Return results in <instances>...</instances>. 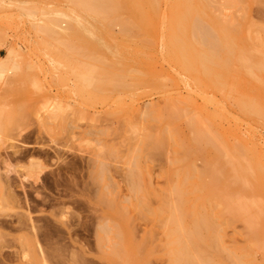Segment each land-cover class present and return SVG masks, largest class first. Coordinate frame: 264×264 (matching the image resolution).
I'll use <instances>...</instances> for the list:
<instances>
[{
    "label": "rangeland",
    "instance_id": "obj_1",
    "mask_svg": "<svg viewBox=\"0 0 264 264\" xmlns=\"http://www.w3.org/2000/svg\"><path fill=\"white\" fill-rule=\"evenodd\" d=\"M166 1L160 0L158 3L161 6L158 8L160 11L154 9V12L150 8H147L149 6H147L146 3L144 4V2H141V5H144L142 6L143 10L145 11L146 9V13L149 15L147 18L150 17V11L152 14H155L152 19L151 17L150 19L148 18L149 20L146 18V27L137 25L138 20L133 11L124 13L125 15L121 18L123 11L121 12L122 14H120L121 17L119 16L121 20L117 17L119 21H117V19L113 22L111 21L113 24L109 23V21L111 19L114 20V18H107L110 19L109 21L107 20L108 23L105 20L106 18H104L105 21L103 22L112 26L108 28L106 23L105 25L103 22L101 23V21H99L102 19L97 20L96 15L93 17V14L89 11H80L79 8L76 9L75 5L73 6L70 0H0V264H43L40 260L42 256L46 258L44 264H112V262L113 264H121L124 263L125 260V264H130L132 260L130 258H134V256L137 258L138 255L134 253V250V255L132 253V246L131 243H129L130 238H132L130 236L131 233H134V236L131 235L135 237V241L132 245L144 244L145 246L142 245L144 248L146 246L148 247H146V249L143 248L144 250L141 248V251H146L147 253L148 251H153L152 256H150L151 253H149L151 257L150 260L146 258L147 254H144V256V252L142 254L141 251L139 252V255H143V257L138 255L137 259L141 257V260L144 262V258H146L143 264L170 263V253L168 254L169 256L165 253L167 252L165 246H168L167 250H169L170 247L168 243H165V241L168 242V239L166 240L165 237L167 236L165 234V226L169 223V220L166 221V219H169L168 214L170 213H165L167 212L165 210L169 211L166 205H169L171 208L177 207V202L174 203V201L177 200L174 199L176 194H174L173 191L171 192L172 189L175 190L174 186H176L178 181L174 173H181L184 169L183 166L187 164L185 162L187 160L195 161L194 163L192 162L193 165H195L193 167L194 170L196 169L195 172H203L205 166L204 161L210 157L212 152L209 153V149L207 150V147L205 148L204 144H201L204 151L201 152L202 154L198 153L199 155L195 156L194 154L197 152L191 150L192 144H190L191 146H189V148L194 154L191 153L193 157L190 155L189 158H191V160H189L187 156H184L185 152L182 153L184 150L182 152L179 151V149H185L184 146L188 148V142L191 143L192 141L193 143L191 138L194 135H191L193 131L189 129V117H187L190 112L189 104L191 101L187 105L188 110L186 111L188 112L184 111L186 107L182 110V112H186L187 116H179V118L183 119L179 120L178 115L175 118V114L174 117H172L173 114L171 115L169 113L171 118L175 120L172 124L168 123L169 119L171 121V118H169L170 116H167L168 112H164V116L166 115L168 117L167 120H164L166 123L163 120V122H161V115L163 113L160 114L161 112L159 113V111H162L165 107H168L170 110L172 108V111H177V109H182V107L185 106H181L182 103L186 104L190 99L195 101L193 104L196 105V107L193 104L191 105H193L195 109L202 107V112L200 110L201 108L198 109L201 113L208 114L211 118L216 113L215 116H213L214 120L212 119L213 125L216 127H214V129L222 130H219L221 133L216 130V132L218 131L217 138L218 136L221 138V140H219L221 144L219 143L218 148L220 145L224 147L227 146L228 148L231 145H235V142H238L243 148L245 145H248L247 147L251 149L252 147L250 146L253 144L255 147L253 148L255 150L257 149V153L260 152L263 155L260 159L264 161V159H262L264 157V120H261L262 117H257L256 119L253 118L255 115L245 113L239 103L242 100H251L253 97L255 99L252 100H254L255 104L264 110V88H258V86H261L260 83H257V81H254L252 78H245L244 75L242 76L243 73L237 68L238 72H241L240 76L238 72H236L237 74L235 73L236 75L233 74L235 72V66H232L234 62L230 65V67L232 66V68H234V70L232 69L233 72L231 71V74L230 72H224V75L226 73L229 74V76L225 75V77L228 76L231 80L228 79L225 83L220 78H217L219 81H222V84L224 83L223 85H236L237 89L234 86L231 88H235V91L232 90V94L235 97L230 93V95L226 94V87L223 89L226 92H219L214 86L213 88L215 89H212V82L206 81L207 79L204 78L206 82L203 83L202 78L201 87L202 89L204 87V94L203 91H201L202 89L199 88V82L195 83V80H192L190 76H186L187 74L182 71L179 64L173 60L169 54V51L173 49L174 46L169 44L171 35L169 33L172 32V30H170V27L168 28L170 21L167 25V18L170 20L173 16L171 14L173 13L172 5L175 0ZM232 1L233 6L230 5ZM234 1L237 2L234 3ZM240 1L241 4L243 3V7L246 5L244 8H247V12L250 13V18L248 19L251 23L253 22L254 25V28L252 27V29H254L253 31H251V28L249 29L252 34L251 37L254 39L257 37L256 39L258 40L260 34L257 33V30L260 27H264V2L262 4V2L253 1L251 5L247 7L246 2H244L246 0H208V6H210V8H208L210 11L207 9L206 14L207 16L211 14L209 18H217L222 24H226L228 20L233 18L240 22L244 19L245 15H248V13H243L241 4L238 5ZM156 5L155 8H157ZM130 10L133 9L131 8ZM156 10L160 12L158 13L159 17H156L158 16L155 13ZM162 10L165 14H163ZM166 10L170 11L171 15H169ZM249 10H251V12H249ZM124 16L127 17L124 18ZM163 16L166 17L163 19ZM128 17L132 19L130 22H134L135 26L131 23L130 26L128 25L129 27L127 26V29L121 24L124 20L129 23ZM154 17H156V19ZM161 17L162 20L160 21ZM150 20H153L152 24ZM73 23L77 25V30ZM70 24L73 25L74 28L72 27L73 29L68 30L70 29ZM156 24L159 25L156 26ZM142 27L145 30L142 29ZM146 28L148 29L147 31ZM137 30L139 32L141 31L140 33L143 34L139 35ZM62 31H67L68 33L71 31V35L70 33L66 34V32L62 33ZM135 31H137L138 34L136 32L135 35ZM159 33L162 34V36ZM247 33L246 31L242 32V37ZM66 35L70 36L68 37ZM248 35L250 34L248 33ZM90 41L94 43L95 46H91L89 44ZM241 45H243V43ZM93 48L94 51L96 50L95 52L93 51V53L97 55L96 57L92 54ZM107 52L109 54V59L107 58L108 60H104L103 63V58L106 56ZM127 54L128 56H126ZM110 56L112 58L114 57L113 60L119 59L117 62L113 61L116 62V64H114L115 67L113 63H111L112 58L110 59ZM101 58L102 60H100ZM134 58L136 60H134ZM9 59L11 62L9 64L6 63L7 65L4 64L5 60L8 61ZM139 59H142V62H140ZM152 59L155 60L152 61ZM137 60L139 62H136ZM146 61L150 64L147 65ZM118 62L122 64L123 68ZM96 63H99L100 66L97 67L96 65L98 64ZM154 63L155 68L153 67ZM93 64H95L94 66H96V68H101V70H99L101 74L102 70L105 74L97 76L99 71L93 68ZM144 65L147 66L145 67ZM138 66L142 67H140V71H138ZM149 66L156 71L151 69V67L150 70ZM93 69L97 71L96 74L93 73ZM123 69L128 70L123 74V72H121ZM134 69L136 71H134ZM92 70L93 72L91 73ZM144 72L146 75L141 76L144 75ZM135 73L136 75H133ZM89 74L91 75L90 77H92L90 79ZM160 74L162 81L158 76ZM222 74L223 72H220L221 76ZM150 76L153 79H150ZM156 76L157 80L160 82L156 80ZM234 76L239 77L236 78ZM181 77L182 79L184 78L183 80L185 81H182ZM187 79L191 81L189 80V83H187ZM222 79L224 80L223 76ZM242 79L244 80L241 81ZM142 80H145V82L147 81L148 84L151 80H154V82L156 80L157 84L155 83L154 86L152 85L153 87L149 84V88L148 84L145 85V83H143L144 87L142 85H140L142 87H139ZM235 80L238 84L243 82L242 85L239 84L238 86ZM158 84L159 86L163 85V87L160 86V88H158ZM222 84H220L221 87L223 86ZM247 84L251 86V88H247ZM195 85H198V87ZM145 86L149 88L148 91L145 89ZM192 87H194V89ZM221 87L218 86V88ZM196 88L198 90H196ZM229 88L230 87H228V89ZM160 89L162 90L160 91ZM251 89H253V92ZM201 95H206V98L205 96L202 98ZM227 96L229 97L228 100ZM168 98L175 99V102H172V100L169 101L171 103L169 104L171 105L170 107L167 104L169 103ZM181 98L185 99V102L187 99L188 100L186 103L179 101V103H181L179 105L181 108L179 107L176 109V105L178 106L179 104L177 100H181ZM209 98L213 99V103ZM207 99H209L211 103ZM231 99L234 102H232ZM207 101L209 103H207ZM125 103L128 105H125L127 108L133 106L132 108L134 111H137L135 113L131 111L133 113L131 114L130 109H133L128 108L129 115H127L128 113H123L125 111ZM122 106H124V108ZM193 107H191L190 110H192ZM119 109H122L123 112L121 111L120 113ZM194 111L195 110L191 112L192 115H195L197 112ZM123 114H126V116ZM191 114L189 113L190 116H192ZM206 115L204 117H206ZM223 115H225L226 118ZM200 116L199 118H202L203 115ZM141 117L145 118L142 119ZM204 117L203 119H205ZM211 118L208 117V120ZM155 119L157 120L155 121ZM208 120H203L204 122L207 121L206 125H209ZM131 122H133V124ZM147 122L149 127L147 126ZM204 122L203 124H205ZM135 123L137 124L135 125ZM142 123L146 124L144 126H147L150 130L144 127ZM258 123H260L259 126ZM154 125L161 126L159 129H161L160 131L162 132L158 131L161 135H163L162 133L164 132L166 144L168 141V144H165L167 149H165L166 147L164 148V143L161 146L162 148L159 147L154 149L149 148V143H145L146 145L143 144L147 142L145 138L148 134L154 135V128H157L154 127ZM170 125L173 126L171 127ZM129 126H135V129L132 131ZM138 126H140L141 129ZM152 126L154 128H152ZM174 126L177 134L179 133V142L182 140V146L183 143H185L183 147L179 144L178 140H176L177 137L175 138L177 134H175L176 131L174 133V129H172ZM202 126L204 127V125ZM211 127L213 128V126L209 125V128ZM143 128L147 129L148 131H146L148 133H143ZM214 129H211L212 132ZM158 131H155L156 134H158ZM214 132L213 134H215ZM225 132H228L226 134L227 136H225ZM230 132H233L232 136L229 135ZM145 134L146 136H144ZM252 134L254 135V139ZM240 138H243L244 141L241 142ZM246 138H252L253 141L249 139L248 142ZM187 139L191 140L188 141ZM183 140H185V142H183ZM222 141L226 143L231 141L232 143H228L227 145L222 143ZM250 141H252V144ZM142 145L145 146L143 147L144 149H142ZM146 147L148 148L145 149ZM221 148L223 151L221 152L225 154V148ZM137 149L139 150L138 152ZM150 149L152 151H150ZM252 149L251 151L253 152L254 149ZM145 150H147V152ZM190 150L188 149L189 152H191ZM225 151H227V149ZM139 152L142 154H139ZM252 152L250 154L251 157L254 155L256 157L261 155L254 154L255 151L253 155ZM224 154V157H230L229 154ZM247 155L249 156L248 152L246 153V159H248ZM148 156L150 157L148 158ZM135 157V162H133ZM224 157L223 160L225 159ZM251 157H249V159H251ZM254 158L252 159L253 161L259 159V157L257 160ZM227 160H230V158ZM133 163L137 166L135 170H139L138 172H140L137 174L136 172L133 173L136 175L140 174V178L138 177L139 175L137 177L133 175L134 178H130L129 174L132 172L131 170H133L132 166H135ZM261 164H263V162L259 165L262 166ZM180 166H182V170ZM138 167L141 168V170ZM261 169L264 171V167H261ZM142 173L145 174L147 179L146 177L143 178ZM135 178H137V180ZM208 179L210 178L207 177L205 180L208 181ZM257 179L256 182L259 181L260 178ZM261 179L264 183V178L262 177ZM129 180L132 182L136 180L137 183L135 182L134 186H137V188H133L134 186L131 187L133 183ZM171 180L172 182H170ZM191 181H193V179H191ZM209 181L211 182V180ZM254 181L255 179L253 182ZM256 182L255 184H257ZM259 183L261 186L263 185L260 181ZM136 184H140V189H138L139 186ZM206 186L209 189V185ZM216 188H218V186ZM208 189L205 190L206 192L203 190V193H209L210 191H207ZM261 189H264V186H262ZM263 191L264 190H262V192ZM170 192L173 193L174 196H171ZM222 192L218 188L216 193ZM254 192L255 191H253V193ZM257 192L258 194L253 195L252 198L253 200L256 199L255 202H257L258 199V202L262 203L263 206L264 194L259 193V191L255 193ZM188 196L190 201L184 202L182 208H185V211L188 210L186 212L189 213V215H191L190 209H195L196 207L201 211L205 209H200L202 207L199 205L200 201L199 199L196 201L193 193ZM194 201H196V203H194ZM116 202L119 204L117 208H119L122 213H120V211L117 212L118 209L114 206L117 204ZM110 203L114 207L110 206ZM146 205H148V207ZM213 205L217 206L218 204L214 203ZM262 206L261 208L264 210V206ZM149 208L152 209L153 214H155L154 216ZM173 209H171L172 213L170 214L172 218H174L173 216H175L176 211L174 209L175 211L173 212ZM115 210L116 212L114 213ZM127 210L128 212L125 214ZM215 210H218V207H215ZM159 211L161 212V216L158 214L160 213ZM186 212L185 214H187ZM118 213L122 214V216H124L123 213L127 215V218H130L131 222H128L129 219L127 218L126 220L121 219L125 224L123 225L122 223L121 225V223H119L120 221L117 222V216L120 215ZM189 215H186L188 220L190 219ZM219 215H224L222 220V217L220 218ZM225 215V213L215 215L214 218L219 220L216 219V221H214L217 226H222V247L224 248V253L221 251V254L224 255L221 259H225L223 263L229 264L230 254L235 253L238 255L239 252L237 250L239 249V251H241L242 248L240 249V247L246 245L248 236L246 231L248 230L245 228L246 226L244 223L242 222V224L238 222V220H236L238 222H236L237 224L235 220H233L231 223L235 224L227 226L226 224H230L229 221L231 220H228L227 223ZM122 216L120 215L119 219ZM227 218L229 219L228 215ZM183 219L184 218L181 217V220L185 223L187 220L186 217V220ZM188 220L186 222L190 224L191 222ZM127 222L132 226L130 227L129 225L128 228L130 227L133 229L128 233L130 229L126 228L127 230H124L126 234H122L124 232L122 229H125L124 226H126ZM183 222L182 224L184 225ZM118 223V226L121 228L118 230L123 231L120 232V234L116 229L118 228L116 227ZM187 223H185V226L188 225ZM222 223H224V225ZM114 229H116L118 233H116ZM113 231L117 235H124V239L119 240L121 241L120 243L118 241V243L116 242L120 247V252L117 251L116 253L117 261L114 260L116 262L111 261L113 259L110 254L114 246L117 245H113L116 241H114V239L120 237L115 238L116 235H113L115 234ZM122 235L121 238L123 237ZM144 238L146 241L148 240V245L144 243ZM147 238H149L151 242ZM123 242L125 244L122 245ZM122 247H124V250ZM126 248L129 254H126ZM134 248L135 247H133V249ZM147 248H151V250L147 251ZM258 249L260 252L255 248L252 249L251 252H253V250L255 251L250 258H254V260H252L254 262L256 260V264H263L264 262H262V260L264 256H262V254L264 255V253L262 252L264 250ZM154 251L156 253H154ZM131 253L132 255H130ZM6 257L11 259L10 262ZM126 258H129L130 262H128L129 260ZM226 261L228 263H226ZM133 262L137 264L136 259L133 260ZM131 264L133 263L131 262Z\"/></svg>",
    "mask_w": 264,
    "mask_h": 264
},
{
    "label": "bare ground",
    "instance_id": "obj_2",
    "mask_svg": "<svg viewBox=\"0 0 264 264\" xmlns=\"http://www.w3.org/2000/svg\"><path fill=\"white\" fill-rule=\"evenodd\" d=\"M70 1H72V4H73V6L75 5V7H76V9L77 8H79V10L81 11V10H84V11H89L90 13H92L93 14V17H95V15H96V17H97V20H99V19H102V20H99V21H101V23L103 22V21H105L106 20V22L108 23V21L111 19V18H114V20L113 19H111L110 21H109V23H111V24H113L112 22L113 21H115V19H117V17H118V19H119V16L121 17V15L120 14H122L121 12H123V14H122V17L121 18H123V15H125L124 13H127V12H131V11H133V13H135V16H136V19L138 20L137 21V25L138 26H143V27H146L145 25H146V22H147V19L149 18L150 19V17H151V19H152V17L153 16H155V14L153 15L152 14V12L150 11V17H148L147 18V16H149V15H147L148 13H146L147 11H146V9H145V11L143 10V8H142V6H144L143 4L141 5V2L143 3L144 2V4L146 3V5L147 6H149V7H147L148 9L150 8L153 12H154V9H157L158 11H160L158 8H159V2H160V0H158V2H157V0H70ZM166 1V0H165ZM174 1V0H173ZM253 1H256V2H262V4H263V2H264V0H246V1H244V2H246V4H247V7H249L250 5H251V3L253 2ZM157 2V3H156ZM166 2H168V1H166ZM171 2V1H170ZM230 2V1H229ZM228 2V3H229ZM237 2V1H236ZM235 1H234V3H236ZM239 2V1H238ZM232 3H233V1L230 3V5L231 6H233L232 5ZM157 4V5H156ZM208 4H209V2H208V0H175L174 1V4L171 6L172 7V12L173 13H171L170 11H168V10H166V11H168V13H169V15H173L171 18H170V20H169V18H167L168 19V23H167V25L169 24V21H170V25H168V28L170 27V30H172V32H170L169 34H171L170 35V39H169V44H171V45H173L174 46V48L173 49H171L170 51H169V54L171 55V57H172V59L173 60H175L178 64H179V66L181 67V69H182V71L184 72V73H186L187 75L186 76H190L191 77V79L192 80H195V83L197 82H199L198 84H200V87L199 88H201L202 89V87H201V85H202V82L204 83V82H206V81H211L212 83V89H215V88H213V86L214 87H216L217 88V91L219 90V92L220 91H224L223 89L226 87L227 89V92L226 91H224V92H226V94H228V95H230V94H232L233 92H232V90H234L235 91V88H236V85H233V84H230L231 86H229L228 84V86H226V85H223L222 84V81H224L225 83H226V81H228V79H230L228 76H229V74H225V75H228V76H226V77H228V78H226L225 77V75H224V72H230V74H231V71H232V69L234 70V68H232V66H235V72L233 73V74H235L236 72H238V70H240L243 74H242V76L244 75L245 76V78H252L254 81H257V83H260V85L261 86H258V88H264V29H262V28H264V27H260V28H258V30L257 29H255V30H257L258 32L257 33H259L260 34V36H258V37H260V38H258V40L256 39L257 37V35L256 36H254V37H256L255 39L254 38H252L251 37V31H253L254 29H252V27L254 28V25H253V22L251 23L250 22V20L248 19V18H250V13H248L247 12V8H244V7H246V5L243 7L242 5H243V3L241 4V1H240V3H238V5H240L241 4V6L243 7L242 9H243V13L244 14H246V13H248V15L246 16H244V19L242 20V21H240V22H238V21H236L234 18L233 19H230V20H228V22L226 23V24H222L217 18H214V17H210L209 18V15H211V14H209L208 16H207V14H206V11H207V9L209 10V8H210V6H208ZM256 4V3H255ZM254 4V5H255ZM260 4V3H259ZM155 5L157 6V8H155ZM236 5V4H235ZM249 5V6H248ZM253 5V4H252ZM164 6V5H163ZM169 6V5H168ZM237 6V5H236ZM74 7V8H75ZM161 7V6H160ZM209 7V8H208ZM227 7H228V5H227ZM133 9V10H130V9ZM168 8V7H167ZM251 8V7H250ZM253 8V7H252ZM246 11H245V10ZM155 11V13L158 15V13H160V12H158V11ZM164 10H165V8H164ZM171 10V9H170ZM77 11V10H76ZM83 11V12H84ZM210 11V10H209ZM162 12H163V14H165V12L162 10ZM249 12H251V10H249ZM75 13V12H74ZM171 13V14H170ZM151 14H152V16H151ZM162 14V13H161ZM162 14V15H163ZM205 14H206V16H205ZM243 14V15H244ZM73 15V14H72ZM76 15V14H75ZM130 15V14H129ZM132 15H134V14H132ZM127 16H128V14H127ZM127 16H124V18L125 17H127ZM161 16V15H160ZM99 17V18H98ZM130 17V16H129ZM129 17H128V19H129ZM156 17H159V15L158 16H156ZM156 17H154L155 19H156ZM164 17H166V16H163V19H164ZM247 17V18H246ZM104 18H106L105 20H104ZM107 18H110V19H107ZM131 18V17H130ZM147 18V19H146ZM154 18H153V20H154ZM209 18V19H208ZM117 19V21H119V20H121V19H119L118 20ZM148 19V20H149ZM207 21H206V20ZM108 20V21H107ZM132 19H129V23H128V21H126V20H124L123 22H122V24L121 25H123L124 27H126L127 29H128V27L131 25V23L133 24V26H135V24H134V22H130ZM153 20H150L151 21V24H152V21ZM162 20V17H161V19H160V21ZM209 20V21H208ZM252 20V19H251ZM99 21H98V23H99ZM112 21V22H111ZM116 21V22H117ZM149 21V22H150ZM106 22H103L104 24L106 23ZM156 22H157V20H156ZM164 22V21H163ZM97 23V22H96ZM106 23V24H107ZM153 23H155V22H153ZM74 24V23H73ZM105 24V25H106ZM163 24V23H162ZM129 25V26H128ZM136 25V26H137ZM148 25H149V23H148ZM159 25V24H158ZM157 24H156V26H158ZM166 25V24H165ZM253 25V26H252ZM74 26H75V28H76V26L77 25H75L74 24ZM74 26L73 25H71L70 24V29H68V30H71V29H73L74 28ZM103 26V25H102ZM101 26V27H102ZM122 26V27H123ZM128 26V27H127ZM137 26V28L139 29V27ZM151 26V25H150ZM149 26V27H150ZM162 26V25H161ZM73 27V28H72ZM106 27V26H105ZM104 27V28H105ZM107 27L109 28V27H112V26H110V24H107ZM142 27V29H144ZM149 27H148V29H149ZM152 27V26H151ZM100 28V27H99ZM126 28H124L125 30H127ZM136 28V29H137ZM155 28V27H154ZM161 28V27H160ZM164 28V27H163ZM252 29L251 31H249V29ZM92 29V28H91ZM103 29V28H102ZM102 29H100V30H102ZM135 29V30H136ZM141 29V28H140ZM147 28H146V31L148 30ZM153 29V28H152ZM156 29V28H155ZM154 29V30H155ZM245 29V30H244ZM75 30V29H74ZM76 30H77V28H76ZM145 30V29H144ZM144 30H142V31H144ZM157 30V29H156ZM155 30V31H156ZM161 30H162V28H161ZM93 31H95V30H93ZM129 31V30H128ZM131 31V30H130ZM138 31V30H137ZM137 31H135V35H136V32ZM150 31V30H149ZM158 31V30H157ZM156 31V32H157ZM160 31V30H159ZM246 31V33L248 32L250 35H248V33L245 35H243V37H242V32H245ZM64 31H62V33H63ZM66 32V34L68 33L67 31H65ZM64 32V33H65ZM71 32V31H70ZM69 32V33H70ZM95 32H97V31H95ZM139 32V31H138ZM138 32H137V34H138ZM141 32V31H140ZM139 32V35L140 34H143V33H140ZM145 32V31H144ZM256 32V31H255ZM68 33V34H69ZM88 33H90V32H88ZM94 33V32H93ZM93 33H92V35H93ZM254 33V32H253ZM61 34V33H60ZM160 34V33H159ZM167 34H168V32H167ZM70 35H71V33H70ZM70 35H66V36H70ZM157 35V34H156ZM161 36H162V34H160ZM159 35V36H160ZM240 35V36H239ZM254 35V34H253ZM166 36V35H165ZM139 37V36H138ZM162 38H164V37H162ZM252 38V39H251ZM89 39H90V37H89ZM94 39V38H93ZM237 39V40H236ZM238 40H240V41H238ZM252 40V41H251ZM255 40H256V42H255ZM94 41V40H93ZM155 41V40H154ZM158 41H159V39H158ZM167 41V40H166ZM237 41V42H236ZM254 41V42H253ZM80 42V41H79ZM92 42L90 41V45L92 46V45H94L95 46V44L94 43H92ZM237 43V44H236ZM243 43V45H241V44ZM79 44V43H78ZM147 44H148V42H147ZM149 44H151V43H149ZM239 44V45H238ZM93 46V47H94ZM151 46V45H150ZM95 48V47H94ZM94 48H93V50H92V54H93V56L95 55V57L97 56L96 54H94L93 53V51H94ZM100 50V49H99ZM108 50V49H107ZM96 51V50H95ZM94 51V52H95ZM104 51V50H103ZM105 52V51H104ZM109 52V51H108ZM108 52L106 53V56H104V58H103V63H104V60H106L108 57H109V54H108ZM112 53V52H111ZM90 55H91V53H90ZM111 55V54H110ZM124 55H125V53H124ZM112 56V55H111ZM110 56V59L112 58ZM126 56H128V54L126 55ZM120 57V56H119ZM122 57V56H121ZM114 58V57H113ZM113 58H112V61H111V63H113V65L114 64H116V62H117V60H119V59H117L116 57V59L117 60H113ZM109 59V58H108ZM107 59V60H108ZM12 60V59H11ZM100 60H102V58L100 59ZM133 60V59H132ZM131 60V61H132ZM134 60H136L135 58H134ZM140 60V59H139ZM144 60V59H143ZM155 60V59H154ZM153 59H152V61H154ZM99 61V60H98ZM97 61V62H98ZM113 61H116V62H113ZM11 61H10V59L7 61V60H5V62H4V64H6V63H10ZM120 62H121V60H120ZM136 62H139L138 60L136 61ZM140 62H142V59L140 60ZM145 62V61H144ZM235 62V63H234ZM119 63V62H118ZM146 63H147V61H146ZM234 63V64H233ZM96 64H98V65H96L97 67H99L100 66V64L99 63H96ZM102 64V63H101ZM121 63H119V65H120ZM142 64V63H141ZM150 64V63H149ZM148 63H147V65H149ZM159 64V63H158ZM157 64V65H158ZM172 64V63H171ZM231 64H233L231 67H230V65ZM7 65V64H6ZM95 64H93V68H95L96 70L98 69V68H96V66H94ZM132 65H134V64H132ZM131 65V66H132ZM137 65V64H136ZM140 65V64H139ZM143 65V64H142ZM146 65V66H147ZM135 66V65H134ZM145 66V65H144ZM145 66V67H146ZM114 67H115V65H114ZM121 67H122V64H121ZM137 67V66H136ZM139 67V70L138 71H140V67L141 66H138ZM150 67L151 66H149V69H150ZM153 67L155 68V63H154V65H153ZM109 68V67H108ZM123 68V67H122ZM134 68V67H133ZM142 68V67H141ZM238 70H237V69ZM95 69H93L94 70V72H93V70L91 71V73L93 72V73H95L96 74V72L97 71H95ZM151 69H153L152 67H151ZM150 69V70H151ZM174 69H175V67H174ZM99 70H101V68H99L98 69V71ZM128 69H126V70H124L123 69V71H121V72H123V74L124 73H126V71H127ZM143 70V69H142ZM153 70H155V69H153ZM131 71V70H130ZM134 71H136L135 69H134ZM156 71V70H155ZM238 72V74H239V76H240V74H241V72ZM102 72V74H105V72L102 70L101 71ZM220 72H223V74H222V76H223V78H224V80L222 79V76L220 75ZM233 72V71H232ZM99 73H100V71H99ZM97 74V76L98 75H102L101 73L100 74ZM139 73V72H138ZM143 73V72H142ZM151 73V72H150ZM183 73V74H184ZM237 74V73H236ZM235 74V75H236ZM122 75V74H121ZM133 75H136V73L135 74H133ZM146 74H145V72H144V75H141V76H145ZM217 75H219V76H217ZM91 75L89 74V79L90 78H92V77H90ZM92 76H93V74H92ZM94 76H96V75H94ZM129 76V75H128ZM147 76H148V74H147ZM152 76V75H151ZM150 76V77H151ZM159 77L161 76V74L160 75H158ZM168 76V75H167ZM221 76V77H220ZM231 76V75H230ZM239 76H237V77H239ZM153 77V76H152ZM150 78V79H153V78ZM190 77H188V78H190ZM220 78L222 81H219L218 80V78ZM234 77H236V76H234ZM233 77V78H234ZM236 77V78H237ZM149 78V77H148ZM161 78V81H162V77H160ZM178 78V77H177ZM203 78V81L201 82V79ZM204 78H206L207 80L205 81V79ZM139 79H142V78H139ZM144 79V78H143ZM159 79V78H158ZM181 79H182V77H181ZM184 79V78H183ZM182 79V81H185V80H183ZM226 79V80H225ZM235 79V78H234ZM148 80V79H147ZM156 80H157V76H156ZM155 80V82H154V80H151V82H149V84H150V86L151 87H153L154 86V84L156 83L157 84V81ZM188 80V79H187ZM190 80V79H189ZM189 80H188V82L187 83H189ZM231 80V79H230ZM233 80V79H232ZM237 80V79H236ZM236 80H235V83H237L238 84V82H236ZM244 79H242L241 81H243ZM251 80V79H250ZM191 81V80H190ZM141 82V81H140ZM147 82V81H146ZM145 82V80H142V84L140 83L139 84V87H144V85H143V83H145V85L146 84H148V82L146 83ZM158 82H160V81H158ZM180 82V81H179ZM245 82H248V81H245ZM251 82V81H250ZM152 83V84H151ZM192 83V82H191ZM233 83H234V81H233ZM234 83V84H235ZM243 83V82H242ZM242 83H239V84H241L242 85ZM256 83V82H255ZM149 84H148V86H149ZM161 84H163V83H161ZM193 84V83H192ZM210 84V85H211ZM220 84H222L223 86L221 87V85ZM239 84H238V86H239ZM140 85H142V86H140ZM153 85V86H152ZM204 85V84H203ZM240 85V86H241ZM257 85V84H256ZM150 86H149V88H150ZM157 86H159V84L157 85ZM161 86V85H160ZM160 86L158 87V88H160ZM192 86V85H191ZM193 86H194V84H193ZM196 87H198V85H195ZM209 86V85H208ZM218 86L219 87H221V88H218ZM235 87V88H233V89H231L232 87ZM147 86H145V89H147V91H148V89L149 88H146ZM161 87H163V85L161 86ZM228 87H230L229 89H228ZM248 87H250L251 88V86H248V84H247V88ZM193 89H194V87H192ZM244 88V87H243ZM253 88V87H252ZM258 88L256 87V89L258 90ZM260 88V89H261ZM138 89V88H137ZM155 89H157V88H155ZM162 89H164V88H162ZM162 89H160V91L162 90ZM187 89H189V88H187ZM203 89H204V87H203ZM203 89L201 90V91H203ZM220 89H222V90H220ZM230 89H231V91H230ZM237 89V88H236ZM253 89H255V88H253ZM253 89H251V91L253 92ZM134 90V89H133ZM159 90V89H158ZM196 90H198L197 88H196ZM246 90V89H245ZM138 91V90H137ZM142 91V90H141ZM229 91V92H228ZM250 91V90H249ZM205 91H203V93H204ZM216 92V91H215ZM251 92V93H252ZM254 92H256V91H254ZM146 93V92H145ZM202 93V94H203ZM211 93V92H210ZM230 93V94H229ZM258 93V92H257ZM205 94V93H204ZM225 94V93H224ZM170 95V94H169ZM239 95H241V94H239ZM203 96H205V98H206V95H203ZM203 96L201 95V97L203 98ZM232 96H234L233 94H232ZM264 96V95H263ZM235 97V96H234ZM252 97V96H251ZM166 98V97H165ZM178 98V97H177ZM190 98V97H189ZM213 98V97H212ZM212 98H209V99H211V101L214 99H212ZM228 96H227V100H228ZM169 99V98H168ZM180 99V98H179ZM177 100L178 101V103H179V101L180 102H184V103H186L187 102V100H186V102H185V99H182L181 98V100ZM200 99V98H199ZM209 99H207V100H209ZM234 99V98H233ZM252 99H255V98H253L252 97ZM242 100V101H240L239 103H240V106H241V108L243 109V111L245 112V113H247V114H253V115H255V117H253V118H256L257 119V117H262V119L261 120H264L263 118H264V110H262L257 104H255V102H254V100ZM257 99V98H256ZM131 100V99H130ZM172 100V102H175L174 100L175 99H169L168 100V102L169 101H171ZM232 100V99H231ZM192 103H191V102ZM211 101L209 100V102L211 103ZM234 101H235V99H234ZM233 100H232V102H234ZM262 101H263V98H262ZM189 102H190V104H189ZM208 101H207V103H209ZM264 102V101H263ZM178 103H176V104H178ZM193 103H195V101H193V100H188V102L186 103V104H183L182 103V105L181 106H183V105H185V106H183L182 107V109H177V108H181V106H179L181 103H179L178 104V106L176 105V107H175V105H174V107L177 109V111L176 110H174V111H172V108H171V110L170 109H168V107H165L164 109H162V111H159V113L160 114H162L161 116H162V118H161V122H163L164 120H167V118L169 117V118H171V115L173 114V116L172 117H174V114H175V118H176V116L178 115V119L180 120V119H183V118H179V116L180 115H185V117L187 116V114H186V112H188V111H186V110H188V108H187V105L189 104L191 107H193ZM212 103H213V101H212ZM216 103H218V102H216ZM236 103V102H235ZM168 105L169 104H171L170 102L169 103H167ZM173 104V103H172ZM191 104H193V105H191ZM264 104V103H263ZM125 105H127L126 103L124 104V106ZM198 105V104H197ZM121 106V105H120ZM124 106H122L123 108H124ZM128 106V105H127ZM171 105H169V107H170ZM189 106V113L191 114V112L193 111V110H195L194 112H196L195 113V115L193 116L192 114V116H190L189 115V113H188V116L187 117H189L188 119V121H189V129L191 130V131H193V134H191L193 137L191 138L192 140H193V143H192V141H191V143L190 142H188L189 140H191V139H187L188 141V143H187V145H188V148H187V146H184L185 145V143H183V146L185 147V149L184 148H182L181 150L179 149V151L180 152H182L183 150V152L182 153H184L183 155L184 156H187L188 158H189V156L191 155L192 156V154H194V152H192L191 150H195L196 152V154H194L195 156H197V155H199L202 151H204V149H203V146H201V144H204V147L208 150L209 149V153L210 152H212L211 153V155H210V157L209 158H207V156H206V158H207V160H206V158H205V160L206 161H204L205 162V166H204V168H203V172H201V171H198V172H195V170H194V166L195 165H193V163L195 162L193 159V161H185L186 163V165H184L183 167H184V169L182 170L181 169V167L182 166H180V169L182 170L181 171V173H178L177 172V174H176V172L174 173L175 174V176L178 178V181H177V184H176V186H174L175 188V190H171V192L173 191V193L174 194H176V198L174 197V199L176 200V201H174V203H176L177 204V207H178V209H177V207L175 208V207H173L174 206V203H173V208L176 210H174L173 208H171L169 205H166L165 207L166 208H168L169 209V211L168 210H165V211H167V212H165V213H172V211H171V209H173V212L175 211V216H173L174 218H172V216L170 215V214H168V217H169V219H166V221L167 220H169L168 222L169 223H167V225L165 226L166 227V235L167 236H165L166 237V240L168 241V242H166L165 241V243H168V245H170V247H169V250H167L168 249V246H165L166 248V251L168 252H165L167 255L170 253V258H169V260H170V263H168V264H225V263H223V261L225 260V259H221V257H223V255L221 254V251H223V253H224V248L222 247V242H223V230L221 229V227L222 226H220V225H216L215 223V221H216V219L214 218V216L215 215H217V214H221V213H225L226 215H225V218H226V222L228 223V220H231V221H229L230 222V224L228 223V224H226L227 226H229V225H234L237 221L236 220H238V222H240V223H244V225L246 226L245 228H247V230L248 231H246V233L248 234V236H247V242H246V245L244 246V247H240V249H241V251H239V249L237 250L239 253H238V255H236L235 253L233 254H230V257H229V264H256V260H255V262L253 261L254 260V258H250V257H252V253L255 251V250H253V252H251L252 251V249L253 248H255L257 251H259V249L258 248H260L261 250H264V213H263V211L264 210H262V208H261V206H262V203H259L258 202V199H257V202H255L256 201V199L255 200H253V198H252V196L253 195H255V194H258V192L257 193H255L256 191H259V193H263L264 194V191L262 192V190H264V189H261L262 188V186H264V183L261 181L262 179V177L264 178V175H263V169H261V167H264L263 166V164H264V161H262L261 159H260V157H262L263 155L259 152V153H257V149L255 150L254 148V146H253V144H252V141H253V139H254V135H253V139L252 138H249V139H252V141H250V143L252 144H249V145H251L250 147H254L252 150H253V152L251 151V149L249 148V147H247L248 145H245L244 146V148H245V150H244V148L242 147V146H240L241 144H239L238 142H235V145L236 144H239V145H231L230 147H228L227 148V146L225 145V144H227L228 145V143H232L231 141L230 142H228V143H226V142H224V141H222V143H225L224 145L226 146V147H224V146H222V145H220L219 146V148H218V145H219V140H221V138H219V136H218V138H217V135H218V131L220 130H218V129H216V130H218L217 132H216V130L214 129V125H213V122H212V119H213V116H215V114L212 116V118L210 117V115L208 116V114L206 115L205 113L203 114V113H201L202 111H203V108L202 107H199V108H201L200 110H201V112L198 110V109H195V107H196V105H194L195 107H193V109L192 110H190V107ZM200 106V105H199ZM220 106V105H219ZM133 107V106H132ZM132 107H128V108H132ZM173 107V108H174ZM184 107H186V108H184ZM198 107V106H197ZM126 106H125V111L123 112V110L122 109H119V112L121 113V111L123 112V113H128L127 115H129V109H128ZM174 108V109H175ZM183 108L185 109L184 111H186L185 113L184 112H182V110H183ZM133 109V108H132ZM167 109V110H166ZM205 109H206V107H205ZM224 109V108H223ZM164 110V111H163ZM170 110V111H169ZM127 111V112H126ZM134 111V109L133 110H131L130 109V113L131 114H133L132 112ZM137 111V110H136ZM136 111H134V113L136 112ZM213 111H214V109H213ZM164 112H168V114L167 113H165V114H167V116L165 115L164 116ZM176 112V113H175ZM227 112V111H226ZM171 115H170V114ZM199 113H200V115H203L202 116V118H199V117H201L200 115H199ZM126 114H123L124 116H126ZM148 114V113H147ZM198 114V115H197ZM218 114H220V113H218ZM223 114V113H222ZM146 115V114H145ZM149 115V114H148ZM206 115V117H204ZM164 116V117H163ZM197 116V117H196ZM223 116H225V115H223ZM228 116V115H227ZM252 116V115H251ZM148 117V116H147ZM159 117V116H158ZM203 117L205 118V119H207L208 120V117L209 118H211L210 120H208V122H209V125L210 126H213V128L211 127V128H209V125H206L207 124V121L206 122H204L205 121V119H203ZM133 118V117H132ZM131 118V119H132ZM142 118V117H141ZM145 118V117H144ZM144 118H142V119H144ZM164 118H166V119H164ZM225 118H226V116H225ZM248 118V117H247ZM252 118V119H253ZM130 119V118H129ZM173 118H171V121H170V119L168 120V123L170 124H172V122L173 121H175L174 119L172 120ZM177 119V120H178ZM186 119V118H185ZM157 119H155V121H156ZM163 120V121H162ZM176 120V121H177ZM204 120V121H203ZM214 120V119H213ZM260 120V121H261ZM129 121V120H128ZM145 121V120H144ZM170 121V122H169ZM212 122V124H211V122ZM130 122V121H129ZM134 122V121H133ZM133 122H131L132 124H133ZM161 122H160V125L162 126V124H161ZM165 122V121H164ZM203 122L205 123V124H203ZM145 123V122H144ZM144 123H142L143 124V126L144 125H146V124H144ZM166 123V122H165ZM174 123V122H173ZM131 124V125H132ZM137 123H135V125H136ZM141 124V125H142ZM259 124L260 123H258V126H259ZM160 125H154V127H157V128H154L153 126H152V128H154V132H153V130H152V132L154 133V135L153 134H148L147 136H146V134L144 135V136H146V138L145 139H147V142H144L143 144L144 145H146L145 143H149V148H159V147H161L162 145H163V143H164V148L166 147L165 146V144H166V139H165V136H164V132L162 133L163 135H161V133L160 132H162V131H160L161 129H159L161 126ZM202 125H204V127L202 126ZM126 126V125H125ZM133 126V125H132ZM142 126V127H143ZM147 126L149 127V125H148V122H147ZM147 126H144V127H147ZM171 126V125H170ZM173 126V125H172ZM171 126V127H172ZM261 126H262V123H261ZM264 126V125H263ZM262 126V127H263ZM130 127V126H129ZM129 127H127V128H129ZM138 127H140V126H138ZM147 127V129H149ZM151 128V127H150ZM216 128V127H215ZM130 129L133 131V129H135V126L134 127H130ZM130 129H128V130H130ZM140 129H141V127H140ZM145 128H143V133H148L147 131V129H145ZM166 129V128H165ZM172 129H174L173 131H174V133H175V126H174V128H172ZM214 129V133L215 134H213V132H212V130ZM138 130H139V128H138ZM147 130V131H146ZM150 130V129H149ZM160 132H159V131ZM168 130V129H167ZM136 131H137V129H136ZM142 131H141V133H142ZM158 131V134H156V132ZM220 131H222V130H220ZM219 131V132H220ZM228 131V130H227ZM231 131V130H230ZM224 132V131H223ZM253 132V131H252ZM169 133V132H168ZM221 133V132H220ZM228 133V132H227ZM226 132H225V136H227L226 134H227ZM233 132H230L229 133V135H233L232 134ZM175 134H177V131H176V133ZM179 134V133H178ZM178 134L175 136V138L177 137V139L176 140H178V142H179V137H178ZM235 134V133H234ZM229 135H228V140H229ZM236 135V134H235ZM251 135V134H250ZM143 136V137H144ZM142 137V138H143ZM235 137V136H234ZM244 137V136H243ZM170 138V137H169ZM190 138V137H189ZM227 138V137H226ZM238 138V137H237ZM145 139H144V141H145ZM241 139V142L242 141H244L243 140V138H240ZM245 139V138H244ZM249 139L248 138H246V140H248V142H249ZM169 140V139H168ZM182 141V140H181ZM179 142V144L181 145L182 144V142ZM238 141V140H237ZM177 142V143H178ZM183 142H185V140H183ZM169 143H171V142H169ZM167 144H168V141H167ZM166 144V145H167ZM190 144H192V149L190 150V148H189V146H191ZM193 144H194V147H195V149H194V147H193ZM221 144V143H220ZM243 144V143H242ZM245 144V143H244ZM182 146V145H181ZM182 146V147H183ZM201 146V147H200ZM140 147V146H139ZM143 147H145V146H143L142 145V149H144ZM168 147H170V146H168ZM221 147H223V149H224V152H225V154L224 153H222L223 151H222V148ZM247 147V148H246ZM148 147H146L145 149H147ZM162 148V147H161ZM163 148V149H164ZM221 148V149H220ZM150 149V151H152ZM165 149H167V147L165 148ZM188 149L191 151V152H189L188 151ZM202 149V150H201ZM227 149V151H225ZM229 149V150H228ZM248 149V150H247ZM250 149V150H249ZM211 150V151H210ZM246 150H247V152H248V154H249V156H248V159H249V157H251L250 156V154H251V152H252V154L254 153V151H255V153L254 154H261L260 156H255L254 154V156H252L255 160H257L258 159V157H259V162L261 161V162H263V164H261L262 166H260L259 164L261 163H259L258 162V160L257 161H253L252 159V157H251V159H246ZM139 150L137 149V152H138ZM143 151V150H142ZM146 152H147V150H145ZM149 151V152H150ZM154 151V150H153ZM161 151V150H160ZM164 151H166V150H164ZM222 151V152H221ZM251 151V152H250ZM146 152H144L145 154H147ZM250 152V153H249ZM136 153V152H135ZM192 153V154H191ZM199 153V154H198ZM226 153H227V155L229 154L230 155V157H228V156H223V154L224 155H226ZM139 154H142V153H140L139 152ZM153 154V153H152ZM155 154V153H154ZM163 154H164V152H163ZM202 154V153H201ZM206 154V153H205ZM10 155V154H9ZM147 155H150V154H147ZM142 156V155H141ZM140 156V157H141ZM158 156V155H157ZM202 156V155H201ZM225 158L224 160H223V157ZM137 157V156H136ZM136 157L133 159V162H135L134 160L136 159ZM150 156H148V158H149ZM153 157V156H152ZM177 157H178V153H177ZM193 157V156H192ZM203 157V156H202ZM228 157V158H227ZM142 158V157H141ZM180 158V157H179ZM229 159L230 158V160H227V159ZM9 159V158H8ZM262 159H264V157L262 158ZM7 160V159H6ZM181 160H183V159H181ZM189 160H191V158H189ZM225 160H227V161H225ZM251 160V161H250ZM138 161V160H137ZM139 161H140V158H139ZM139 161H138V163H139ZM151 161H152V159H151ZM184 161H182V162H184ZM4 162V161H3ZM193 162V163H192ZM134 165H135V163H133ZM184 164V163H183ZM138 165V164H137ZM193 165V166H192ZM139 166V165H138ZM6 167V166H5ZM133 167V170H135V169H137V166L135 165V166H132ZM131 167V168H132ZM140 167V166H139ZM138 167V168H139ZM140 170H141V168H139ZM180 169H178V170H180ZM133 170H131L132 172H130V178H134V176H138L139 178H140V174H138V175H136L137 173H140V172H138L139 170H135V171H133ZM201 170V169H200ZM133 172H136V174L135 173H133ZM142 172V171H141ZM7 173V172H6ZM10 173V172H9ZM143 174V178H145L146 176H145V174L144 173H142ZM169 174V173H168ZM167 174V176H168V179H169V175ZM254 174H255V176H254ZM134 175V176H133ZM171 175V174H170ZM174 176V177H175ZM258 176H259V178H258ZM5 177V176H4ZM207 177H209L210 179H208V181H206L205 179L207 178ZM256 177V178H255ZM3 178V177H2ZM138 178V179H139ZM143 178H141V179H143ZM172 178V177H171ZM259 179V181L261 182V183H263V185L261 186V184L259 183V181H257L256 182V179ZM136 180H137V178H135ZM146 179H147V177H146ZM191 179H193V181H191ZM255 179V181L253 182V180ZM257 179V180H258ZM134 180V179H133ZM136 180L135 181H131V180H129L130 182H132L133 183V185H131V187L132 186H134L135 185V182H136ZM150 180V179H149ZM170 180V179H169ZM209 180H211V182L209 181ZM264 180V179H263ZM6 181V180H5ZM140 181V180H139ZM138 181V182H139ZM174 181V180H173ZM170 182H172V180L170 181ZM252 182V183H251ZM255 182L258 184V186H257V184H255ZM8 183V182H7ZM13 183V182H12ZM131 183V184H132ZM137 183V182H136ZM206 183H208V184H206ZM210 183V184H209ZM140 184H141V182H140ZM139 184V185H140ZM143 184V183H142ZM171 184V183H170ZM136 185H138V184H136ZM138 185V186H139ZM206 185H209V189H208V187L206 186ZM213 185V186H212ZM260 185V186H259ZM211 186V187H210ZM215 186V187H214ZM218 186V188L220 189V191L222 192L223 190L226 192H222V193H216L217 191H218V188H216ZM7 187V186H6ZM137 188V186H134L133 188ZM143 187V186H142ZM261 187V188H260ZM173 188V187H172ZM208 189L207 191H212V192H214V193H203V190H204V192H206L205 190L206 189ZM258 190H257V189ZM259 188H260V190H259ZM138 189H140V186H139V188ZM217 189V190H216ZM254 189H256V190H254ZM229 192H228V191ZM253 191H255L254 193H253ZM148 192V191H147ZM170 192V194H171V196L173 195V193H171ZM156 193V192H155ZM194 194L195 195V199H196V201H197V199H199V205H201L202 207L200 208V209H204V210H199L197 207L195 208V209H190V211H191V215H189V213H187L186 211H188V210H184L182 207L184 206L183 204H184V202H188V201H190V198H189V194L191 195V194ZM152 194V193H151ZM157 194V193H156ZM170 194H169V198H170ZM147 195V194H146ZM261 195V194H260ZM160 196V195H159ZM174 196V195H173ZM258 196V195H257ZM166 197V196H165ZM164 197V198H165ZM264 197V196H263ZM255 198H256V196H255ZM258 198V197H257ZM172 199V198H171ZM167 200V199H166ZM169 200V199H168ZM173 200V199H172ZM215 200V201H214ZM139 201H141V200H139ZM147 201V200H146ZM165 201V200H164ZM196 201H194V203H196ZM114 202V201H113ZM112 202V203H113ZM213 202V203H212ZM217 202V203H216ZM117 203V202H116ZM193 203V204H194ZM218 204V205H220V206H215V205H213V204ZM168 204V203H167ZM108 205V204H107ZM110 206H113V205H111V203L109 204ZM117 205V206H116ZM116 205H114L115 206V208H117L118 206H119V204L117 203ZM138 205V204H137ZM136 205V206H137ZM170 205H171V203H170ZM261 205V206H260ZM113 206V207H114ZM147 207H148V205H146ZM169 206V207H168ZM191 206V205H190ZM264 206V205H263ZM262 206V207H263ZM138 207V206H137ZM147 207H145V208H147ZM192 207H194V206H192ZM215 207L217 208L218 207V210H215ZM125 208V207H124ZM171 208V209H170ZM191 208V207H190ZM118 209V211L117 212H119L120 211V209L119 208H117ZM144 209V208H143ZM150 209V208H149ZM151 210V213L153 214V212H152V209H150ZM113 211V210H112ZM124 211V210H123ZM140 211H142V210H140ZM146 211V210H145ZM171 211V212H170ZM116 212V210L114 211V213ZM126 213L125 214H127V212H128V210L127 211H125ZM160 212V211H159ZM162 212H163V210H162ZM185 212L187 213V214H185ZM120 213H122L121 211H120ZM120 213H118V214H120ZM150 213V214H151ZM155 213V212H154ZM118 214H116V215H118ZM124 213H123V215L124 216H126V217H124V216H122V214H120L122 217L119 219V216H117V218H118V221L117 222H119V223H121V225H122V223H123V225H125L124 224V221L123 220H126V218L128 217L127 215H125ZM159 214V216H161L160 214H161V212L160 213H158ZM145 215V214H144ZM155 214H153V216H154ZM172 215H174V214H172ZM185 215V216H184ZM186 215H189V217H190V219L188 220L187 219V216ZM227 215H228V217H229V219L227 218ZM192 216V217H191ZM223 216L224 215H219V217L221 218V220L223 219ZM114 217V216H113ZM167 217V218H168ZM181 217H183L184 219L183 220H188V221H190L191 223L189 224V223H187L186 221H185V223H187L188 225H186L185 226V223L181 220ZM185 217H186V219H185ZM125 218V219H124ZM224 218V219H225ZM116 219V218H115ZM121 219H123V220H121ZM127 219H129V221L128 222H131V220H130V218H127ZM215 220V221H214ZM217 220H219V219H217ZM233 220H235V223L233 224V223H231ZM122 221V222H121ZM156 221H158V220H156ZM162 221V220H161ZM160 221V222H161ZM127 222V224H126V226H124L125 227V229L123 228L122 230L124 231V230H127V229H130L129 230V232L128 233H130L131 232V229H133V228H130V227H132L129 223ZM173 222H175V223H173ZM181 222V223H180ZM182 222L184 223V225L182 224ZM237 222V223H238ZM2 223V222H1ZM119 223L118 224H116V227H118V228H116L117 230L120 228L118 225H119ZM218 223V222H217ZM236 223V224H237ZM242 223V224H243ZM3 224V223H2ZM22 224V223H21ZM223 225H224V223H222ZM120 225V226H121ZM130 225V227L128 228V226ZM231 225V226H232ZM3 226V225H2ZM219 226H220V228H219ZM127 228V229H126ZM116 229H114V231L116 230ZM121 229V228H120ZM117 230L115 231L116 233H118L117 232ZM113 231V232H114ZM119 231V230H118ZM123 231H119V234H120V232H123ZM2 232H4V231H2ZM104 232V231H103ZM114 232V233H115ZM1 233V232H0ZM5 233V232H4ZM113 234L114 236H115V238H118V237H120L121 238V235L122 234H126V232L124 231L121 235H117V234ZM112 234V233H111ZM132 234V233H131ZM130 234V236L132 237V238H130V241L129 240H127V241H129V243H131V246H129V247H131L132 248V253H133V250H134V253L137 255H139V252L141 251L140 249L142 248V250H144V249H146V247H148V246H146L145 248H144V244H142V245H144V246H142L141 244H134V245H132V243L135 241L134 240V238L135 237H133L134 236V233L131 235ZM151 234V233H150ZM149 234V235H150ZM107 235V234H106ZM145 235V234H144ZM2 236V235H1ZM109 236V235H108ZM123 237L120 239V238H118V239H114V243H113V245H115V244H117L118 242L120 243L121 241H119V240H122V239H124V235H122ZM126 237V236H125ZM224 237H225V235H224ZM146 238V237H145ZM145 238L143 239V240H145ZM147 239H149V238H147ZM34 240V239H33ZM35 241V240H34ZM113 241V240H112ZM118 241V242H117ZM124 241V240H123ZM149 241H150V239H149ZM117 242V243H116ZM125 242V241H124ZM122 243V245L123 244H125V243ZM140 242V241H139ZM151 242V241H150ZM150 242H149V244H150ZM32 243V242H31ZM135 243H138V242H135ZM144 243H148V240L146 241L145 240V242ZM29 244V243H28ZM33 245V244H32ZM119 245H121V244H119ZM127 245H129V244H127ZM148 245V244H147ZM167 245V244H166ZM116 246H118V244L116 245ZM116 246H114V248H113V246H112V250H111V254H110V256H111V258L113 259V260H111V261H114V260H116L117 258V256H116V253H117V251H119V249H120V247L118 246V247H116ZM149 246H151V245H149ZM25 247V246H24ZM35 247V246H34ZM37 247V246H36ZM39 247V246H38ZM133 247H135L134 249H133ZM144 248V249H143ZM154 248V247H153ZM122 249L124 250V247H122ZM135 249H136V251H135ZM34 250V249H33ZM126 250V254L128 253V251H127V248L125 249ZM131 250V249H130ZM129 250V251H130ZM148 250H151V248H147V251ZM152 250H154V249H152ZM226 250V249H225ZM235 250V249H234ZM41 251V250H40ZM138 251V252H137ZM120 252V251H119ZM131 252V251H130ZM144 252V253H143ZM152 252L153 251H148V253L146 252V251H141V254L143 253V255L144 254H147V257L146 258H149V260H150V256H152L153 254H152ZM260 252V251H259ZM40 253V252H39ZM122 253V252H121ZM132 253L130 254V255H132ZM134 253H133V255H134ZM149 253H151L150 254V256H149ZM154 253H156L155 251H154ZM226 253V252H225ZM262 253H264V251L262 252ZM261 253V254H262ZM22 254V253H21ZM37 254H38V252H37ZM115 254V255H114ZM123 254V253H122ZM129 254V253H128ZM140 254V255H141ZM212 254V255H211ZM228 254V253H227ZM114 255V256H113ZM138 255H137V258H138ZM139 255V256H140ZM143 255H141L142 257H143ZM251 255V256H250ZM145 256V255H144ZM169 256V255H168ZM262 256H264L263 254H262ZM35 257V256H34ZM119 257H121V256H119ZM118 257V258H119ZM155 257V256H154ZM226 257V256H225ZM122 258V257H121ZM124 258V257H123ZM134 258L136 259V263L137 264H143L144 262H145V259L146 258H144V262H143V260H141V257H139V259H137L136 258V256H134ZM134 258H130V259H132L131 260V262L134 264V262H133V260H135ZM6 259L10 262V258H7L6 257ZM5 259V260H6ZM125 259V258H124ZM123 259V260H124ZM126 259H128L127 261L128 262H130V259L129 258H126ZM4 260V261H5ZM40 260L42 261V263L44 264L45 263V261H46V258L45 257H40ZM118 260H120V259H118ZM122 260V261H123ZM148 260V261H149ZM263 260H264V257H263ZM262 260V262H264ZM8 261H6V262H8ZM117 261V260H116ZM116 261H114V262H116ZM121 261V260H120ZM126 261V260H125ZM125 261H124V263H121V264H125ZM38 262V261H37ZM131 262H130V264H131ZM225 262V261H224ZM226 263H228L227 261H226ZM259 263V262H258ZM48 264V263H47ZM112 264H113V262H112ZM116 264V263H115ZM118 264V263H117ZM126 264H128V263H126ZM147 264V263H146ZM260 264V263H259ZM264 264V263H263Z\"/></svg>",
    "mask_w": 264,
    "mask_h": 264
}]
</instances>
